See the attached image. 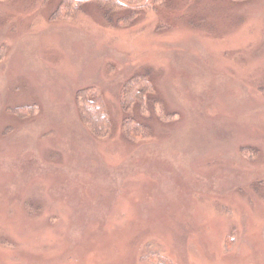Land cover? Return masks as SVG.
Returning <instances> with one entry per match:
<instances>
[{
  "label": "rangeland",
  "instance_id": "rangeland-1",
  "mask_svg": "<svg viewBox=\"0 0 264 264\" xmlns=\"http://www.w3.org/2000/svg\"><path fill=\"white\" fill-rule=\"evenodd\" d=\"M57 2L0 0V264H264V0L125 28L94 4L48 23ZM137 76L164 119L123 110ZM89 88L106 137L79 113Z\"/></svg>",
  "mask_w": 264,
  "mask_h": 264
},
{
  "label": "trees",
  "instance_id": "trees-1",
  "mask_svg": "<svg viewBox=\"0 0 264 264\" xmlns=\"http://www.w3.org/2000/svg\"><path fill=\"white\" fill-rule=\"evenodd\" d=\"M50 0H43L48 3ZM175 0H58L56 9L50 15L48 23L51 22H74L82 16L83 8L87 4H94L103 14L106 23L116 28L130 27L144 12H156L158 9L166 8ZM232 2H245L247 0H231ZM132 86L133 92L138 98H128L122 106L126 112L133 106H139L144 113L153 114L160 119L165 115L158 102H150L152 86L146 77L137 76L127 82L126 86ZM126 88V87H125ZM131 100V101H130ZM77 106L86 127L98 138L106 137L110 131V124L106 118L104 106L99 95L93 88L80 91L77 94ZM132 103V105H131ZM85 108H90L87 114ZM157 109V110H156ZM144 131L143 127L136 126L134 122L126 120L123 131L128 139L134 137L138 131ZM141 132L137 133V137ZM149 253L147 257L152 256ZM155 258V256H152ZM170 264V263H169Z\"/></svg>",
  "mask_w": 264,
  "mask_h": 264
}]
</instances>
